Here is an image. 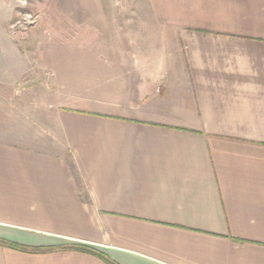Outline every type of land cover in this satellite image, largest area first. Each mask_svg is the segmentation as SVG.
<instances>
[{"label": "crops", "instance_id": "0c3cea01", "mask_svg": "<svg viewBox=\"0 0 264 264\" xmlns=\"http://www.w3.org/2000/svg\"><path fill=\"white\" fill-rule=\"evenodd\" d=\"M17 1L0 264H264V0H50L25 36Z\"/></svg>", "mask_w": 264, "mask_h": 264}, {"label": "rangeland", "instance_id": "374dc122", "mask_svg": "<svg viewBox=\"0 0 264 264\" xmlns=\"http://www.w3.org/2000/svg\"><path fill=\"white\" fill-rule=\"evenodd\" d=\"M117 5L122 0H114ZM50 6V0H18L15 7L13 17L8 25L10 32L17 33L19 36L28 32H33V28L37 23L45 16L49 14L48 8ZM121 6V5H120ZM119 6L118 9H122ZM122 13V12H120ZM29 21V22H28ZM45 23L49 24V19H45ZM13 24L14 27H10Z\"/></svg>", "mask_w": 264, "mask_h": 264}, {"label": "trees", "instance_id": "16d2710c", "mask_svg": "<svg viewBox=\"0 0 264 264\" xmlns=\"http://www.w3.org/2000/svg\"><path fill=\"white\" fill-rule=\"evenodd\" d=\"M0 244L7 245V246H10L12 248H16V249H20V250H24V251L31 249V248H28L26 246H23V245H20L17 243H13V242L7 241V240L2 239V238H0ZM62 248H72V249H75V250H78V251H81L84 253L95 255L108 264H117L114 261H112L111 259H109L103 252H101L95 248H92L90 246L79 244V245H72V246H64Z\"/></svg>", "mask_w": 264, "mask_h": 264}, {"label": "built area", "instance_id": "2783aa9c", "mask_svg": "<svg viewBox=\"0 0 264 264\" xmlns=\"http://www.w3.org/2000/svg\"><path fill=\"white\" fill-rule=\"evenodd\" d=\"M28 22H29V21H28ZM10 27H11V28H12V27H14V26H13V24H11V26H10Z\"/></svg>", "mask_w": 264, "mask_h": 264}]
</instances>
